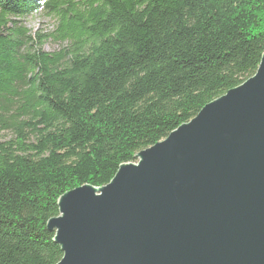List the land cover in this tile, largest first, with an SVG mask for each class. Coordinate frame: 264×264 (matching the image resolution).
I'll use <instances>...</instances> for the list:
<instances>
[{
    "label": "trees",
    "instance_id": "1",
    "mask_svg": "<svg viewBox=\"0 0 264 264\" xmlns=\"http://www.w3.org/2000/svg\"><path fill=\"white\" fill-rule=\"evenodd\" d=\"M38 14L57 28L22 25ZM263 55L264 0H0V264H58L60 197L108 185Z\"/></svg>",
    "mask_w": 264,
    "mask_h": 264
},
{
    "label": "water",
    "instance_id": "2",
    "mask_svg": "<svg viewBox=\"0 0 264 264\" xmlns=\"http://www.w3.org/2000/svg\"><path fill=\"white\" fill-rule=\"evenodd\" d=\"M135 160L60 197L58 264H264V55Z\"/></svg>",
    "mask_w": 264,
    "mask_h": 264
},
{
    "label": "rangeland",
    "instance_id": "3",
    "mask_svg": "<svg viewBox=\"0 0 264 264\" xmlns=\"http://www.w3.org/2000/svg\"><path fill=\"white\" fill-rule=\"evenodd\" d=\"M22 25L29 29L30 31L41 32L43 34L51 33L57 28V22L52 20L49 17L38 14L34 15L24 21H22ZM66 45H62L58 42H54L50 40L46 43L44 49L47 52L53 53L62 50ZM14 134L11 131L0 132V141L5 142L13 139Z\"/></svg>",
    "mask_w": 264,
    "mask_h": 264
}]
</instances>
